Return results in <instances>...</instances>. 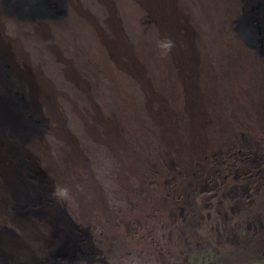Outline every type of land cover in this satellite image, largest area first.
Instances as JSON below:
<instances>
[{
    "label": "bare ground",
    "instance_id": "bare-ground-1",
    "mask_svg": "<svg viewBox=\"0 0 264 264\" xmlns=\"http://www.w3.org/2000/svg\"><path fill=\"white\" fill-rule=\"evenodd\" d=\"M57 1L0 0V264L260 253L264 0Z\"/></svg>",
    "mask_w": 264,
    "mask_h": 264
},
{
    "label": "rangeland",
    "instance_id": "rangeland-1",
    "mask_svg": "<svg viewBox=\"0 0 264 264\" xmlns=\"http://www.w3.org/2000/svg\"><path fill=\"white\" fill-rule=\"evenodd\" d=\"M248 1L250 5L251 0ZM62 4L63 2L61 0L57 1V6L53 4V12L51 11L52 15H54L53 17H62L64 13V8ZM241 233L247 240L252 241V236L249 234V231L246 228L242 229ZM251 246L252 245H247V248ZM228 257V253L222 249H216L213 246L209 245H202L190 254L188 261L190 264H229ZM238 264H264V249L258 254H245L239 259Z\"/></svg>",
    "mask_w": 264,
    "mask_h": 264
}]
</instances>
